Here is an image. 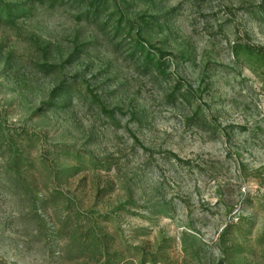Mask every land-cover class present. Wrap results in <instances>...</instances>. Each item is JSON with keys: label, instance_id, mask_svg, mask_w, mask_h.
I'll use <instances>...</instances> for the list:
<instances>
[{"label": "rangeland", "instance_id": "obj_1", "mask_svg": "<svg viewBox=\"0 0 264 264\" xmlns=\"http://www.w3.org/2000/svg\"><path fill=\"white\" fill-rule=\"evenodd\" d=\"M0 264H264V0H0Z\"/></svg>", "mask_w": 264, "mask_h": 264}]
</instances>
